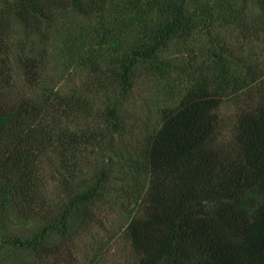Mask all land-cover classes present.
<instances>
[{
  "label": "trees",
  "instance_id": "obj_1",
  "mask_svg": "<svg viewBox=\"0 0 264 264\" xmlns=\"http://www.w3.org/2000/svg\"><path fill=\"white\" fill-rule=\"evenodd\" d=\"M118 3L120 12L139 20L136 40L105 71L121 93L132 87L139 65L159 67L173 39L215 18L205 0H0V262L10 247L38 254L35 261L13 264H77L67 237L92 219L111 172L105 163L91 182L74 181L82 173L83 151L90 143L102 147L105 136L60 125L59 117L89 110L83 97L50 91L40 99L15 89L12 31L5 19L13 14L26 30L50 26L55 7L64 4L99 15L98 35L105 38L127 32L103 21L107 8ZM43 62L33 53L21 56L25 83L40 82ZM220 100L198 86L165 111L152 134L142 163L149 173L145 199L125 226L136 264H264V83L255 104L239 114L232 145L216 140ZM119 109L106 112L116 130ZM94 159L87 158V167ZM46 171L51 178L55 172L67 190L58 205L41 188ZM12 217L37 224L30 231L12 229Z\"/></svg>",
  "mask_w": 264,
  "mask_h": 264
},
{
  "label": "rangeland",
  "instance_id": "obj_2",
  "mask_svg": "<svg viewBox=\"0 0 264 264\" xmlns=\"http://www.w3.org/2000/svg\"><path fill=\"white\" fill-rule=\"evenodd\" d=\"M205 1L210 2L215 18L202 20L189 35L173 39L160 54L163 63L159 67L139 65L133 85L125 93L105 71L114 56L136 40L139 20L131 12H120L119 3L107 8L103 21L106 25L124 26L127 32L117 31L105 38L98 35L99 15L64 4L55 7L50 26L42 24L26 30L13 14L5 19L12 31L10 58L15 89L40 99L50 91L83 97L89 110L77 117H59L60 125L105 136L102 147L90 143L83 151L82 173L74 180L82 178L89 183L99 167L110 164L101 196L92 207V219L79 222L67 237L77 264L137 263L125 226L140 212L145 199L149 183V173L143 165L145 153L167 109L179 105L188 91L206 87L221 99L216 140L232 145L239 114L258 100L264 83V0ZM26 53L44 58L43 77L37 85L25 83L21 56ZM116 105L120 108L119 130L106 116ZM89 157H95L94 166L87 167ZM44 175L43 193L58 205L66 198L67 190L55 172L54 178L47 171ZM36 224L16 217L8 222L9 228L20 231H30ZM2 253L4 264L38 258L34 252L10 247Z\"/></svg>",
  "mask_w": 264,
  "mask_h": 264
}]
</instances>
